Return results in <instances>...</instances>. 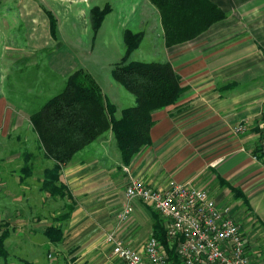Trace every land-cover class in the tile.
Returning <instances> with one entry per match:
<instances>
[{
  "label": "crops",
  "instance_id": "0c3cea01",
  "mask_svg": "<svg viewBox=\"0 0 264 264\" xmlns=\"http://www.w3.org/2000/svg\"><path fill=\"white\" fill-rule=\"evenodd\" d=\"M212 1L227 18L194 40L166 47L167 62L181 77L185 90L176 105L153 114L152 145L130 164L123 162L112 131L92 144L95 151L89 146L62 167L59 179L54 180L56 188L45 186L55 162L39 146L46 166L37 177L36 156L30 155L24 169L27 183H34L35 190L40 186L49 195L57 194L54 201L60 200L72 210L67 220L60 221V216L56 223L62 227L60 243L72 247L85 241L72 264H125L113 254L108 242L112 233L138 250L154 237L155 212L143 202L135 201L134 211L122 220L131 178L162 188L172 181L191 180L202 187L215 182L221 186V177L255 196L264 191V172L252 157L264 115V0ZM28 8L31 14L32 8ZM17 9L12 2L0 0V34L8 36L28 30V23L33 25L32 17L27 14L22 21ZM113 101L109 99L117 116L136 105V98L126 93L121 98L126 105ZM7 105V99L1 97L0 127ZM40 106L31 108V115ZM240 123H247L248 130L235 135L234 128ZM31 129L39 142L33 125Z\"/></svg>",
  "mask_w": 264,
  "mask_h": 264
},
{
  "label": "rangeland",
  "instance_id": "374dc122",
  "mask_svg": "<svg viewBox=\"0 0 264 264\" xmlns=\"http://www.w3.org/2000/svg\"><path fill=\"white\" fill-rule=\"evenodd\" d=\"M6 2H12L18 8L22 21L30 15L33 25L28 23V30L12 32L8 36L0 34V98L5 97L8 103L0 127V225L10 232L5 241L7 256L5 260L0 258V264H72L80 249L86 246L85 241L71 247L60 242L52 244L46 235L47 229L55 227L58 218L67 214L68 209L60 200L54 201L57 194L49 195L38 189L40 186L35 190L32 187L35 184H28L24 176L30 155L36 156L33 164L37 177L46 166L31 129L30 110L59 94L77 71L94 78L108 101L118 100L119 104L126 105L121 101L125 93L134 96L114 79L112 73L125 56L126 33L143 35L130 61L167 62L169 55L160 16L148 0ZM28 7L32 8L31 14ZM95 8L109 10L97 34L92 28V10ZM47 12L57 20V38L51 35ZM238 18L242 19H235ZM121 112L116 114L117 118L121 117ZM96 148L90 145L89 149L95 151ZM218 184L197 186L209 189L221 204L232 205L236 218L249 232L251 254L264 264V191H260L259 196L249 189L245 192L252 211L230 189ZM46 194L48 196L44 198Z\"/></svg>",
  "mask_w": 264,
  "mask_h": 264
},
{
  "label": "trees",
  "instance_id": "16d2710c",
  "mask_svg": "<svg viewBox=\"0 0 264 264\" xmlns=\"http://www.w3.org/2000/svg\"><path fill=\"white\" fill-rule=\"evenodd\" d=\"M148 1L159 12L166 47L194 40L227 18L212 0ZM108 13L107 9L92 10V28L96 34ZM47 15L51 35L57 38V20L51 12ZM142 40L141 34L126 33L125 56L112 72L114 79L136 98V105L123 109L120 118L116 117V106L105 98L98 82L83 71L72 74L59 94L46 100L39 110L32 113L30 119L38 135L39 146L46 158L55 162L45 186L56 188L54 180L59 179L62 167L109 131H112L122 160L127 165L144 148L152 145L153 114L176 105L185 88L170 62L130 61ZM219 182L252 210L251 202L242 189L231 186L221 177ZM66 208L68 213L60 217V221L70 217L72 210ZM154 215L153 235L169 248L164 223L156 212ZM6 229L0 225V258L4 260L7 256L5 241L10 235ZM46 235L52 244L62 242V227H50Z\"/></svg>",
  "mask_w": 264,
  "mask_h": 264
},
{
  "label": "built area",
  "instance_id": "2783aa9c",
  "mask_svg": "<svg viewBox=\"0 0 264 264\" xmlns=\"http://www.w3.org/2000/svg\"><path fill=\"white\" fill-rule=\"evenodd\" d=\"M254 161L264 172V115ZM248 124H239L234 134H244ZM141 201L156 212L164 223L169 248L151 237L142 250L132 248L108 235L113 254L126 264H263L251 254L248 231L236 218L232 205L221 204L208 190L193 180L170 182L162 188L151 187L131 178L126 188L122 220Z\"/></svg>",
  "mask_w": 264,
  "mask_h": 264
}]
</instances>
